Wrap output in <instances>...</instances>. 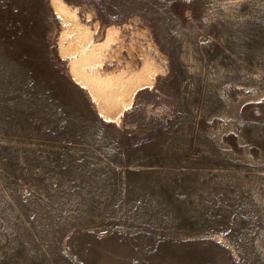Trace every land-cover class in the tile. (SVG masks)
Instances as JSON below:
<instances>
[{
  "label": "rangeland",
  "instance_id": "374dc122",
  "mask_svg": "<svg viewBox=\"0 0 264 264\" xmlns=\"http://www.w3.org/2000/svg\"><path fill=\"white\" fill-rule=\"evenodd\" d=\"M0 264H264V0H0Z\"/></svg>",
  "mask_w": 264,
  "mask_h": 264
},
{
  "label": "bare ground",
  "instance_id": "6f19581e",
  "mask_svg": "<svg viewBox=\"0 0 264 264\" xmlns=\"http://www.w3.org/2000/svg\"><path fill=\"white\" fill-rule=\"evenodd\" d=\"M61 9H63V8L61 7ZM61 9L59 8V10H61ZM63 11H65V10H63ZM83 63H84V60L83 61H79L77 63H74L75 73L77 75L78 80L80 82H82L83 84H88L93 89L95 88V90H99V92L101 93V91L104 89V86L102 87L99 82H96V81H94V80L90 79L89 77L84 76L82 74L81 66H82ZM148 72H150V71H148ZM149 83L150 82L148 81V78L144 77L143 78V84H149ZM137 85L131 84L130 87L127 88V90H126V98L124 99L123 104H117L115 101L109 100L107 97H104L103 98V100L105 101V103H104L105 105L103 104V113H104V115L108 116L110 118L117 117V112H120L124 107H126V106H128V104H130L129 102L131 101L130 99L132 97V94H134V91L138 88ZM139 85L141 86V84H139Z\"/></svg>",
  "mask_w": 264,
  "mask_h": 264
}]
</instances>
